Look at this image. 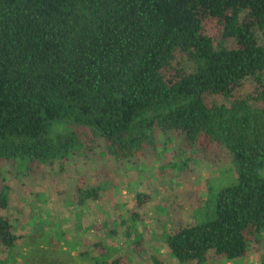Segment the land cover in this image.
Listing matches in <instances>:
<instances>
[{"label": "trees", "instance_id": "obj_1", "mask_svg": "<svg viewBox=\"0 0 264 264\" xmlns=\"http://www.w3.org/2000/svg\"><path fill=\"white\" fill-rule=\"evenodd\" d=\"M160 142L216 148L237 174L212 220L168 234L172 256L232 261L262 247L264 0H0V252L18 239L5 165L62 172L99 150L137 161ZM72 192L85 207L106 191L79 174Z\"/></svg>", "mask_w": 264, "mask_h": 264}, {"label": "rangeland", "instance_id": "obj_2", "mask_svg": "<svg viewBox=\"0 0 264 264\" xmlns=\"http://www.w3.org/2000/svg\"><path fill=\"white\" fill-rule=\"evenodd\" d=\"M181 148L160 142L137 161L120 162L109 160L106 151L88 156L77 152L66 160L62 172L57 163L40 165L38 173L36 167L27 169L26 161L5 165L1 179L18 239L11 249L1 250L0 260L109 264L126 255L127 264H154V260L156 264H264V241L262 247L253 245L245 257L232 261L212 256L204 263H180L172 256L165 243L168 234L178 226L212 220L217 192L237 182L227 153ZM255 172L264 178V157L257 160ZM79 174L104 186L101 200L85 207L73 205ZM138 193L149 197L141 206L136 205Z\"/></svg>", "mask_w": 264, "mask_h": 264}]
</instances>
